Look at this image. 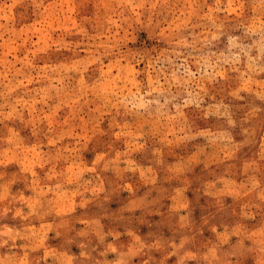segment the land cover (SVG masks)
Returning <instances> with one entry per match:
<instances>
[{
    "label": "rangeland",
    "instance_id": "obj_1",
    "mask_svg": "<svg viewBox=\"0 0 264 264\" xmlns=\"http://www.w3.org/2000/svg\"><path fill=\"white\" fill-rule=\"evenodd\" d=\"M0 264H264V0H0Z\"/></svg>",
    "mask_w": 264,
    "mask_h": 264
}]
</instances>
